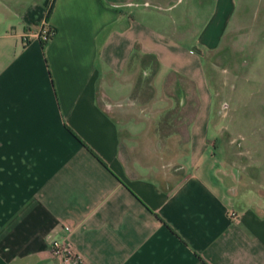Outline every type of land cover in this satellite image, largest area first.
I'll use <instances>...</instances> for the list:
<instances>
[{"label":"crops","instance_id":"crops-1","mask_svg":"<svg viewBox=\"0 0 264 264\" xmlns=\"http://www.w3.org/2000/svg\"><path fill=\"white\" fill-rule=\"evenodd\" d=\"M236 3L0 0V264H63L52 240L79 264H264V209L211 164L203 58Z\"/></svg>","mask_w":264,"mask_h":264},{"label":"rangeland","instance_id":"rangeland-1","mask_svg":"<svg viewBox=\"0 0 264 264\" xmlns=\"http://www.w3.org/2000/svg\"><path fill=\"white\" fill-rule=\"evenodd\" d=\"M236 4L219 48L203 58L213 95L211 132L217 129L211 164L216 177L221 171L233 177L230 199L248 197L264 209V0H237ZM137 74L132 97H156V91L148 88L149 77L141 80L139 69ZM133 105L141 114L152 107ZM163 129L172 131L168 126ZM167 159L168 174L179 173L172 157Z\"/></svg>","mask_w":264,"mask_h":264},{"label":"built area","instance_id":"built-area-1","mask_svg":"<svg viewBox=\"0 0 264 264\" xmlns=\"http://www.w3.org/2000/svg\"><path fill=\"white\" fill-rule=\"evenodd\" d=\"M35 36L41 42H48L49 38L52 36V32L48 28L43 29L39 34L28 33L24 35L23 41L24 44H27L30 41V38ZM234 212H230V217H235ZM52 254L61 259L63 264H79L80 259L78 255L72 250L70 245L63 240H52L51 242Z\"/></svg>","mask_w":264,"mask_h":264},{"label":"trees","instance_id":"trees-1","mask_svg":"<svg viewBox=\"0 0 264 264\" xmlns=\"http://www.w3.org/2000/svg\"><path fill=\"white\" fill-rule=\"evenodd\" d=\"M51 8H52V6H50L49 8H48V11H47V15H46V21L49 19V16H50V12H51ZM49 31H51L52 32V36L49 38V41L53 38V36L55 35V33H56V30L55 29H49ZM48 41V42H49ZM41 42V41H40ZM42 43V46H45L46 44H47V42H41Z\"/></svg>","mask_w":264,"mask_h":264}]
</instances>
